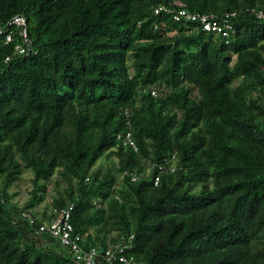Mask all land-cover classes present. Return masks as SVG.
I'll use <instances>...</instances> for the list:
<instances>
[{"label": "trees", "instance_id": "16d2710c", "mask_svg": "<svg viewBox=\"0 0 264 264\" xmlns=\"http://www.w3.org/2000/svg\"><path fill=\"white\" fill-rule=\"evenodd\" d=\"M260 14L264 0H0V27L23 16L29 41L19 55L0 34V264H83L38 233L70 204L84 252L131 238L136 264H264Z\"/></svg>", "mask_w": 264, "mask_h": 264}, {"label": "built area", "instance_id": "2783aa9c", "mask_svg": "<svg viewBox=\"0 0 264 264\" xmlns=\"http://www.w3.org/2000/svg\"><path fill=\"white\" fill-rule=\"evenodd\" d=\"M165 10L166 9L164 6H159L154 10V14H158L159 12ZM175 12L172 14L173 19L176 21L182 17L193 21L198 20L202 31L214 33L221 32L222 35H226V32L223 29L228 28V25H220L218 20L214 19L213 17L200 14L191 15L190 13H186L183 9H179L177 13ZM260 17L264 18V15L260 14ZM7 24L8 28H12L10 32L7 30L3 31V29L0 27V34H4L5 43H11L14 40V36L16 34L20 40V43L15 46V52L19 55L24 54L29 48L27 23L25 18L23 16H14ZM13 29L16 32H13ZM152 95H155V91H152ZM129 138L130 135L127 133L125 139ZM72 209L73 205L70 204L56 212L55 216L50 219L48 223L41 224L38 227V233H45L55 239L63 248L67 249L70 254L73 255L76 261L82 262L83 264H96L98 258H100L105 264H136L131 259L128 260L125 256V250L130 247L128 242L131 238L128 239L127 242L123 241L117 243L106 248L105 250L91 248L89 251L84 252L79 246V236L78 234L74 233L73 226L70 222ZM22 215L23 218H26L30 224L34 223V219H32L29 215Z\"/></svg>", "mask_w": 264, "mask_h": 264}, {"label": "rangeland", "instance_id": "374dc122", "mask_svg": "<svg viewBox=\"0 0 264 264\" xmlns=\"http://www.w3.org/2000/svg\"><path fill=\"white\" fill-rule=\"evenodd\" d=\"M102 161L99 160L97 162V164ZM29 174H26L24 176V179L22 180L21 183H19L17 186H15L12 191L15 192L16 196L13 198V201L16 202L17 204H23L27 198H28V195H27V191L30 189V182H29ZM54 186V184H50V188H52ZM54 195V192L52 190L49 191L48 194L45 195L44 197V201L42 203H40L36 208L35 210L36 211H39V212H42L43 210H46V206L47 208L50 210L51 207L50 205H48V203L51 201V198L52 196ZM47 210V212L49 211Z\"/></svg>", "mask_w": 264, "mask_h": 264}, {"label": "clouds", "instance_id": "9594fccd", "mask_svg": "<svg viewBox=\"0 0 264 264\" xmlns=\"http://www.w3.org/2000/svg\"><path fill=\"white\" fill-rule=\"evenodd\" d=\"M51 219H52V218H51ZM34 221H35V220H34ZM49 221H50V220H49ZM49 221H48V222H49ZM48 222H46V223H48ZM46 223H44V224H46Z\"/></svg>", "mask_w": 264, "mask_h": 264}]
</instances>
